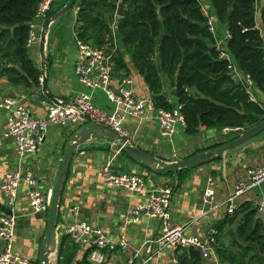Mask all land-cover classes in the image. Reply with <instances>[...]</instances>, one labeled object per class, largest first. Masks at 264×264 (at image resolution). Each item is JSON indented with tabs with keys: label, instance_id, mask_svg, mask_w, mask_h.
Instances as JSON below:
<instances>
[{
	"label": "crops",
	"instance_id": "1",
	"mask_svg": "<svg viewBox=\"0 0 264 264\" xmlns=\"http://www.w3.org/2000/svg\"><path fill=\"white\" fill-rule=\"evenodd\" d=\"M61 2L63 0H56L57 4ZM201 3L206 13L216 18L211 0H201ZM261 5L262 0L257 7L256 23L264 37ZM77 8L74 7L52 22L46 35L47 19L38 20L36 26L41 41L29 46L28 50L30 58L43 71L49 96L58 102L50 97L41 98V95H46L43 91V84L40 89L12 86L6 77L0 75V95L22 99L36 118H46L48 106L51 104H74L84 92H90L97 107L109 113L114 110L113 104L103 91H88L76 74V64L79 58L76 32ZM216 25L218 27L217 39L226 41L227 26L218 22L217 19ZM116 45L120 47L118 37H116ZM127 57L130 58V62L127 63L134 92L138 96L152 98V92L144 77L135 68L131 57L126 55ZM114 78L115 81H120L124 78L123 73L115 74ZM162 78L163 94L176 107L178 100L174 95V89L168 79ZM255 96L257 101L264 103V94L257 88ZM85 123L86 121L79 125L50 127L40 152L20 160L14 141L8 137L9 113L0 108V184L8 172L32 171L36 175L38 187L52 197L66 149L72 138L81 130L80 126ZM185 127L186 125L179 123L175 135L172 138L165 137L155 114L141 120L128 118L122 125L125 136L132 144L167 162L181 161L195 154L212 150L215 146L219 148L236 138L225 135L223 129L205 128L198 135L191 137L185 134ZM109 163L116 174L144 176L149 190L162 186L172 187L173 223L185 227L188 235L206 237L211 229H215L216 225L228 216L223 205L236 183L247 179L249 169L264 168V132L227 155L192 169L183 182H180L176 175L155 174L147 166L130 159L117 147L103 141L92 140L75 152L61 198L57 224V232L61 237L67 236L66 230L69 226L87 222L93 227L102 229L113 240H119L123 236L127 237L137 249H142L140 260L153 256L148 264H172L174 252L165 248L158 253L157 246L152 243L161 234L158 220L141 217L138 223L124 226L128 212L143 202L148 194L147 191L133 194L124 189L106 186L102 170ZM211 177L215 178L217 183L215 201L213 207L209 208L203 202V195ZM245 202H264V182L238 200L239 205ZM73 209L78 211V215L71 213ZM4 216H13L17 222L15 250L33 264H42L40 256L49 213H33L29 191L24 184L19 189L18 200L14 207L8 205L0 191V219ZM55 238L56 233L54 240ZM55 244L59 245L56 241ZM4 247L5 243L0 238V255ZM148 247L151 248L149 253ZM78 248V260L81 261L88 256V250ZM112 256L119 264L127 262V257L121 253H115ZM204 263L213 264L212 261Z\"/></svg>",
	"mask_w": 264,
	"mask_h": 264
},
{
	"label": "trees",
	"instance_id": "2",
	"mask_svg": "<svg viewBox=\"0 0 264 264\" xmlns=\"http://www.w3.org/2000/svg\"><path fill=\"white\" fill-rule=\"evenodd\" d=\"M69 1L55 2L48 18ZM260 1L211 3L218 22L227 26L228 52L264 94V37L256 23ZM40 2L0 0V75L12 86L42 87L43 71L28 54L31 24ZM120 2L126 6L123 18L116 16ZM75 7H79L78 38L99 50L116 49L114 75L122 72L123 77L129 76V55L149 86L155 106L173 111L175 105L163 94L162 77L168 79L181 106L187 136H196L203 128L246 131L264 119V103L253 102L246 88L232 78L228 62L219 58L216 39L199 0H79ZM261 19L264 27V0ZM47 97L41 95L42 99ZM192 169L166 176L176 175L183 182ZM215 229L222 264H264V220L253 202L240 205ZM78 250L68 236L61 237L58 264H90L88 256L78 260ZM176 259L177 264H205L194 249H183Z\"/></svg>",
	"mask_w": 264,
	"mask_h": 264
},
{
	"label": "built area",
	"instance_id": "3",
	"mask_svg": "<svg viewBox=\"0 0 264 264\" xmlns=\"http://www.w3.org/2000/svg\"><path fill=\"white\" fill-rule=\"evenodd\" d=\"M199 1L201 2V0ZM55 2L56 0H41L35 20L31 24L29 46L41 41L36 22L49 19V12ZM202 8L208 18L207 26L216 39L219 58L228 62V69L232 78L246 88L253 102H257L255 84L248 75L240 70L227 50L229 33L226 41L217 39L216 18L207 14L203 5ZM77 12H79V7ZM77 46L79 58L76 64V74L81 84L88 91H103L113 104L114 110L109 113L97 107L90 92H84L72 105H63L62 103L49 105L47 117L40 119L33 116L29 107L22 102V99L0 95V108L9 113L8 137L14 141L15 150L20 160L40 152L50 127L79 125L87 121L88 118L113 129L121 135H125L122 125L126 119L141 120L149 118L151 114H155V117L160 121L163 135L168 138L175 135L179 123L186 125L180 105H177L173 111L158 109L152 98L136 95L133 90V81L129 76L118 82L115 81L113 58L116 49L109 52L99 50L79 38ZM41 82L43 83L42 79ZM169 103L172 102L169 100ZM222 131L225 135L237 138L245 130L227 127ZM102 175L104 183L108 187L124 189L133 194L147 191V198L128 212L124 226L138 223L141 217L158 220L161 234L152 243L157 246L158 253L165 248H169L174 252L172 264H177L176 254L183 249L198 251L204 262L212 261L213 264H222L216 251V229H211L206 237H197L188 235L185 227L173 223L171 210L172 187L162 186L149 190L144 176L139 174H116L111 168V163L103 168ZM262 182H264V168L249 169L247 179L236 183L223 205L227 215H234L240 206L238 200ZM216 183V179L211 177L204 191L203 202L209 208L213 207L215 201ZM23 184L28 188L33 213L47 214L52 197L38 187L36 175L32 171H14L5 175L0 184V191L7 200L8 205L10 207L15 206L19 189ZM254 206L258 211V216L264 220V202H255ZM71 213L78 215L76 209H73ZM16 226L17 222L13 216H4L0 219V238L5 243L4 251L0 255V264H33L15 250ZM57 231L56 229L55 239L56 243L59 244L61 235ZM66 235L75 245L88 250L90 264H119L113 259L112 255L115 253H121L127 257V262L124 264H148L153 259V256H151L146 260H140L142 249H137L127 237L123 236L119 240H113L102 229L93 227L87 222L69 226ZM149 249L151 248L148 247V253Z\"/></svg>",
	"mask_w": 264,
	"mask_h": 264
},
{
	"label": "water",
	"instance_id": "4",
	"mask_svg": "<svg viewBox=\"0 0 264 264\" xmlns=\"http://www.w3.org/2000/svg\"><path fill=\"white\" fill-rule=\"evenodd\" d=\"M78 2L79 0H70L58 13L49 18L46 21L45 35L49 29L50 24L72 10L78 4ZM125 10L126 6L123 4V2H120L118 5L116 16L118 18H123ZM122 51L124 50L122 49ZM126 62H130L129 57L126 58ZM42 81L43 91L48 97H50L47 92L46 78L44 76L42 78ZM50 98L53 99L52 97ZM53 100L55 101V99ZM55 102L58 101L56 100ZM80 127H82L81 130L78 131V133L72 138L66 149L61 168L53 189V195L49 208L47 230L40 256V262L42 264H58V245L55 244L56 240H54V236L58 224L62 192L69 175L73 156L75 152L84 144L92 140L103 141L117 147L120 152L125 153V155L130 159L147 166L155 174L168 175L172 172L197 168L206 165L242 147L264 132V119L256 126L244 131V133H242L239 137L219 148L201 152L181 161L175 162H167L154 156L153 154L132 144L130 139L125 135H121L113 129L92 121L89 118L86 123Z\"/></svg>",
	"mask_w": 264,
	"mask_h": 264
}]
</instances>
